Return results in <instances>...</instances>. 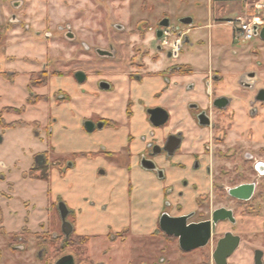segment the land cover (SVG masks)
<instances>
[{
    "label": "rangeland",
    "instance_id": "obj_1",
    "mask_svg": "<svg viewBox=\"0 0 264 264\" xmlns=\"http://www.w3.org/2000/svg\"><path fill=\"white\" fill-rule=\"evenodd\" d=\"M9 1L0 0L3 6H10ZM13 1L20 23H7L6 27L0 26V30L5 31L7 28L10 32L16 29L19 33L8 34L3 39L5 35L0 32V50L5 54L0 68L8 73L16 72L17 77L10 80L0 72V112L4 108L27 106L23 115L4 113L6 122L25 120L41 123L0 130V214L3 218V224H0V264H55L67 255L74 256L76 264H166L161 263V258L176 257L178 251L176 244L172 247L168 244L169 253L160 251V246L167 245L162 236L138 237L130 233L80 236L73 232L70 244L66 245L57 205L58 197L53 193L52 183L44 182L51 168L36 167L37 156L34 155L49 150L51 132L60 138L65 136L59 144L72 150L90 146L87 139L98 134L96 129L89 133L85 131L86 122L97 123L98 112L87 100H73L70 90L73 92L78 88V94H91L96 100H102L103 96L118 98L123 90L124 76L134 73L130 71L129 65L132 64L137 74H144L149 68H146V64L153 62L155 53L161 56V60L152 67L167 69L173 64L207 66L211 32L223 43L222 46L220 44L219 47H213L212 55L219 58L218 63L225 65L229 62H240L244 51L257 49L261 45L258 39L244 44L233 43V29L230 24L220 25L212 30L208 25L214 19L212 13L215 7L219 14L213 26L220 24L222 21L219 18L224 15L226 20L235 21L240 15V9H243L242 2L255 5L260 0H102L104 3L101 0ZM3 10L4 7L0 5V22ZM166 14L172 27L190 28V43L183 47L181 57L176 62L158 51V41L150 34ZM6 17L9 18L8 15ZM186 17L192 18L194 23L182 27L181 20ZM9 19L11 22V17ZM146 24L148 32L145 29ZM102 27L105 40L104 43H99L95 41L98 38L96 34L100 33L97 31H102ZM30 31L32 34L39 32L41 36H29ZM20 32L21 36L30 38H13L20 36ZM88 43L95 45L98 56L85 52ZM110 43L113 47H109ZM91 45L90 48H93ZM98 50L106 51L107 54H100ZM43 63H48V70L53 75L49 85L37 91V94L49 95L60 88H67L69 99L65 103L58 101L57 106L52 108L46 104L32 107L27 105L29 72L40 70ZM60 70L69 71L66 75H59L56 71ZM78 72L84 75L82 82L77 79ZM130 80L132 107L138 114L142 112L141 108L147 113L150 103L159 102L153 97L152 100L149 99L152 93L147 90L148 78ZM102 83L110 85V89H102ZM164 83L167 87V82ZM60 102L66 104V109H62ZM48 123L51 126L46 129ZM72 162L70 160L67 165L70 166ZM58 163L63 165L65 160ZM70 176L72 177L71 174L65 176L58 172L57 179L61 178L63 182L69 181L68 184H73ZM261 220H249V224L253 225L250 228L251 236L263 228L264 222ZM67 221L73 222V217L69 216ZM128 221L132 224L135 219L131 217ZM2 227L5 230L1 232ZM77 237L89 241L79 245L82 241ZM110 237H115L118 242L112 244ZM258 238L255 245L264 246L262 236ZM124 241L126 244H122ZM147 243L159 249L150 248ZM245 250L248 251L247 256H251L250 262L253 264L254 249L249 247ZM203 252H200V256ZM203 256L208 258L207 253ZM245 260H248L247 257Z\"/></svg>",
    "mask_w": 264,
    "mask_h": 264
},
{
    "label": "flooded vegetation",
    "instance_id": "obj_2",
    "mask_svg": "<svg viewBox=\"0 0 264 264\" xmlns=\"http://www.w3.org/2000/svg\"><path fill=\"white\" fill-rule=\"evenodd\" d=\"M12 1V2H11ZM102 1V0H101ZM264 0H260L257 4L243 3V9L241 8L240 15L235 21L226 20V16L219 18L222 22L208 27L216 29L217 26L230 24L233 29V43L244 44L246 41L238 38L239 27L244 23L253 24L255 27V33L253 39H258L260 46L257 49H249L243 52L241 61L234 63H227L225 65L219 64L213 70L207 80L200 81L199 83H191L184 88L185 93H193L198 97L197 100L188 102L187 109L190 114V120L192 122L193 129L197 136V146L193 150H185L188 143V130H184L183 127L176 126L171 127L172 115L170 111L161 106H155L148 108L147 115L150 122V115L148 111L150 109L161 108L168 114V121L160 126L155 127L151 122V126L154 129L161 130L163 132V138L159 139L155 137L149 144L145 159L154 163L156 170H152L157 176L164 180L166 178V172L159 167L158 159L164 158V162L169 163L172 167H184V164L175 163L173 160L176 156L191 158L192 169L195 174V180L200 183H208L210 185V191H200V187L196 184L192 186V191L197 194L196 201L197 207L194 212L187 215L190 216L188 223H203L210 221L212 223V235L207 246L185 252L181 249L179 240L167 236L160 226V221L163 214H168L171 217H183L173 214L174 211L180 212L181 206H176L174 209L173 204L166 199L163 211L159 218L158 230L155 237L162 236L167 245L159 247H153L150 244V248H156L160 251H167L169 253V246L176 244L178 256L169 258H161V263L166 264H216L215 253L218 245L221 241H224L229 234L239 238V247L253 248V260L255 261L256 251H261L260 246L255 245L256 238L262 236L264 239V224L261 230L253 233L251 236L247 231L249 220L262 219L264 222ZM10 6H3L4 13L1 18L0 26H5L7 23L12 25L17 24L18 20L16 10L14 9V1L10 0ZM101 3H104L102 1ZM214 8V6H213ZM215 7L213 11V20H218L219 11ZM263 10V11H262ZM11 17L10 19L6 17ZM249 17V19H247ZM251 17V18H250ZM191 20V23H184L183 20ZM13 20V22H12ZM15 21V22H14ZM169 23L168 26H163L165 22ZM194 20L190 17L183 18L181 20L182 27L191 26ZM23 29V28H22ZM146 32L149 31L147 24L145 25ZM144 29V30H145ZM152 30V29H151ZM24 31V29H23ZM97 31V30H94ZM97 31L98 35L95 41L104 43L105 33ZM6 39L8 34H18L16 29L11 30L5 28L2 29ZM161 33L162 36L158 37ZM189 29H180L172 27L169 16L166 14L158 22L157 28L153 34L158 41V51L165 54L168 59L176 62L179 60L182 54L183 47L190 43L188 34ZM212 34V32L210 33ZM39 35V32L32 34L30 31L29 36ZM46 36V35H45ZM166 36H170L172 40L179 41V53L174 55L167 48L163 46V40ZM27 36H15L13 38ZM49 37L48 35L46 36ZM45 38V37H43ZM251 40V41H252ZM250 42V41H249ZM90 43L86 44L85 52L88 54L97 55L95 45ZM222 46V44H221ZM109 47H113L110 43ZM100 54H107L106 51H99ZM153 56V62L146 64L148 70L142 74L136 73L132 64L131 77L137 80H144L156 78L161 79L163 82H167V85L171 84V76H183L184 73L189 72L185 70L181 65H172L167 69L161 68L158 72H153L151 68L154 64H158L161 60V56L157 53ZM98 56V55H97ZM134 58V57H133ZM219 58H215L218 62ZM133 61V60H132ZM134 62V61H133ZM48 63L40 65V70H34L29 72V82L38 83L41 78V74L45 73L50 81L51 73L48 70ZM136 67V66H135ZM60 72V71H59ZM56 71V73H59ZM10 80L17 77L16 72L8 73L3 72ZM81 72L76 73L77 75ZM82 74V73H81ZM7 78V79H8ZM8 79V80H9ZM48 81V83H49ZM47 83V85H48ZM27 86V89H28ZM110 86V85H109ZM39 87H31L34 91H29V98H35L37 96L35 89ZM110 89V88H109ZM108 90V89H107ZM164 96V90L156 92L154 99L159 101ZM94 129L98 130L104 125L100 122L94 123ZM85 123V129L86 124ZM184 120H180L178 124L182 125ZM101 125V126H100ZM95 130V131H96ZM167 131V132H166ZM166 133V134H165ZM188 149V148H187ZM57 164V163H56ZM55 164V165H56ZM45 167H48L46 161ZM183 186L188 187L189 181L183 180ZM174 193V188L170 187L166 189L167 197ZM178 196L182 198L183 192H179ZM58 205V204H57ZM224 211L217 222L214 219L218 212ZM228 212L231 213L232 218L227 217ZM72 217V213L70 215ZM223 217H226L223 219ZM73 224L72 221H70ZM129 229L125 232H127ZM250 235V236H249ZM111 236V235H110ZM66 238V237H65ZM112 238V237H110ZM173 238V239H169ZM259 239V238H258ZM252 240V241H251ZM112 244L118 241L113 237L111 239ZM126 242L124 241V243ZM169 244V246H168ZM244 245V246H243ZM203 252L200 256V252ZM208 254V258L203 256ZM234 255V254H233ZM231 255L227 259V264H230L229 260L233 256ZM264 256V253H263ZM200 259H203L202 261ZM75 260V257H74ZM76 264V261H75ZM264 264V257H263Z\"/></svg>",
    "mask_w": 264,
    "mask_h": 264
},
{
    "label": "crops",
    "instance_id": "obj_3",
    "mask_svg": "<svg viewBox=\"0 0 264 264\" xmlns=\"http://www.w3.org/2000/svg\"><path fill=\"white\" fill-rule=\"evenodd\" d=\"M209 26L212 27L213 24L210 22ZM216 40V36L213 33L210 34L208 42L210 56L207 66L205 64L181 65L184 69L190 68L189 72H185L183 76H171V84L167 87L161 79L146 80L149 85L146 89L152 93V96L149 97L150 100L152 97L154 99L153 95L156 92L164 90V96L159 102L156 101L157 104L150 103L147 109L153 108L155 105L167 108L172 115L171 127L180 126L185 131L188 130V143L185 150H193L197 146L198 135L193 129L186 104L197 100L198 97L193 93H185L184 88L191 83L207 80L211 70L218 66V62L212 55L213 47L215 45V47H219L222 42ZM4 59L5 54L0 50V62ZM4 70L0 68L1 73L5 72ZM69 70H60L59 75H66ZM152 70L158 72L161 67H153ZM124 77L123 90L118 98L103 96L102 100H96L94 95L78 94V88H75L73 92L70 90L73 100H87L92 103V107L98 112L97 122L104 125L100 131L97 130L98 134L94 137L88 136L87 141L90 142V146L76 150L61 147L59 143L65 139V136L60 138L51 132L49 150L34 155L43 154L46 157L47 168L51 169L47 172L48 178L44 182L52 183L53 193L58 197L57 204L64 202L67 205L73 217V232L80 236H109L110 233H125L129 229L127 233L134 236L154 237L157 234L159 218L166 199L173 204L174 209L176 206H181L180 212L176 210L173 214L183 216L196 210L197 194L192 191L194 184L200 187V191H210L208 183L202 184L195 180L191 158L181 155L174 158L175 163L184 164L183 168L172 167L169 163L164 162V158H159L158 165L166 172L164 180H161L155 172L143 168L142 160L145 159L149 144L155 137L162 139L163 132L153 129L147 113L142 108L140 114L134 110L130 95L132 87L130 79L132 77L131 75ZM42 88H36V94ZM66 89V87L60 88L49 95L37 94L48 99L40 101L34 106L46 104L52 108L57 106L58 101L65 103L64 101L69 99ZM66 107V104H62V109H66ZM180 120H184L182 125L178 124ZM35 122L39 121L27 123ZM49 126L51 125L48 123L46 129ZM87 133L89 132L87 131ZM37 134L42 139L40 132ZM53 160L57 161L53 162ZM63 160L65 163L58 165V162ZM70 160L73 162L68 166ZM58 172L65 176L71 174L72 180H70L74 183L68 184L69 181L65 183L61 178L57 179ZM54 173L55 176H53ZM186 179L189 181L188 187L182 184ZM170 187L174 188V193L167 197L166 189ZM179 192H183L182 198L178 196ZM90 201L95 203L92 204ZM131 217L135 219L132 224L128 221ZM252 226L248 224L247 231L249 233L252 231L250 229ZM260 249L264 253V246ZM247 252L243 247L236 250L229 260L230 264H251V256H247ZM246 257L248 260H245ZM252 261L255 264L253 258Z\"/></svg>",
    "mask_w": 264,
    "mask_h": 264
},
{
    "label": "water",
    "instance_id": "obj_4",
    "mask_svg": "<svg viewBox=\"0 0 264 264\" xmlns=\"http://www.w3.org/2000/svg\"><path fill=\"white\" fill-rule=\"evenodd\" d=\"M184 23H191V20H183ZM163 26H168V21L162 24ZM162 34L159 33L158 37H161ZM77 79L82 82L84 80L83 74H78ZM101 88L107 90L110 86L107 83H102ZM150 115V122L155 127H160L168 121V114L164 109H150L148 111ZM101 126V125H100ZM86 130L92 132L94 130V124L88 122L86 124ZM36 167H43L46 165V157L42 154L36 158ZM142 166L146 170H156L154 163L150 160L143 159ZM59 212L62 219V229L66 239H69L72 236L74 231L73 225L67 221L70 210L64 202H59L58 204ZM224 211H219L214 219V222H217L221 219L220 216ZM229 218H232L231 213L228 212L226 215ZM190 216L183 217H171L168 214H163L160 226L161 230L170 237H174L179 240L180 247L185 252H190L203 248L208 245L211 235H212V223L210 221L203 223H192L189 224ZM226 217H223L225 219ZM239 247V238L234 237L231 234L228 237L221 241L218 245L217 251L215 253L216 264H227V259L233 255ZM255 264H263V252L256 251L255 253ZM55 264H75L74 256L67 255L59 259Z\"/></svg>",
    "mask_w": 264,
    "mask_h": 264
},
{
    "label": "trees",
    "instance_id": "obj_5",
    "mask_svg": "<svg viewBox=\"0 0 264 264\" xmlns=\"http://www.w3.org/2000/svg\"><path fill=\"white\" fill-rule=\"evenodd\" d=\"M185 70H189L188 68H185ZM6 76V75H5ZM48 76H46L45 73L41 74V78L39 79L38 83H36L34 81V83H30V85L28 86V89L31 91V87L35 86V87H39V88H42V87H45L48 83ZM48 98L45 97V96H39L37 95L35 98H29L28 101H27V105L29 106H34L36 104H38L40 101H45L47 100ZM27 111V108L26 106H23L22 108H4L1 112H0V130H7V129H14V128H22V127H30L32 126L31 124L25 122V121H15V122H11V123H8L6 122L5 118H4V113H14V114H17V115H23L25 114ZM36 123H33V125L36 126ZM37 125H39L37 123ZM0 224H3V218L0 214ZM5 229L2 227L1 228V232L4 231ZM72 237V236H71ZM71 237L69 239H64V243L66 245L70 244L69 241L71 240ZM78 240H81L82 242L81 243H78L79 245H84L85 243H87V239L86 238H80V237H77ZM169 239H173V238H169ZM87 241V242H86ZM45 249V248H43Z\"/></svg>",
    "mask_w": 264,
    "mask_h": 264
},
{
    "label": "built area",
    "instance_id": "obj_6",
    "mask_svg": "<svg viewBox=\"0 0 264 264\" xmlns=\"http://www.w3.org/2000/svg\"><path fill=\"white\" fill-rule=\"evenodd\" d=\"M255 27L253 24L244 23L239 27L238 38L249 42L254 37ZM163 46L174 55L179 53V41H174L170 36H166L163 40Z\"/></svg>",
    "mask_w": 264,
    "mask_h": 264
}]
</instances>
